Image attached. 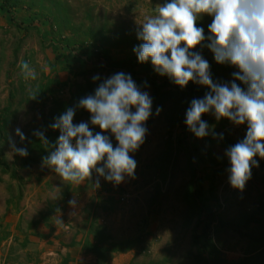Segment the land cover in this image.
<instances>
[{
    "label": "rangeland",
    "instance_id": "1",
    "mask_svg": "<svg viewBox=\"0 0 264 264\" xmlns=\"http://www.w3.org/2000/svg\"><path fill=\"white\" fill-rule=\"evenodd\" d=\"M67 1L71 19L76 25L87 23L86 12L89 11L95 22H124L137 29L138 23L143 22L146 16L155 14L158 4L166 2ZM25 5L22 3L15 10L17 22H12L10 14L0 9V109L11 104V110L15 112L11 116L8 143L3 147V152L7 162L14 165L18 177L22 179L19 187L18 178L0 172V225L2 231L10 233L0 243V264H61L67 254L73 257L70 264H96L93 255L82 252L77 246H68L73 238L80 237L77 232L85 228L83 211L91 202H101L95 206L94 212L115 240L138 238L141 241L129 251L111 254L106 264H148L151 261L160 263L169 260L189 264V258L197 254L191 242L195 218L188 216L189 206L185 197L191 169L185 150L174 142L183 124L171 111L172 100L164 104L158 116L153 112L145 124L148 132L144 143L137 151L130 153L137 161L135 179L125 177L118 185L101 179L99 187L95 186L97 179L93 176L90 181L86 180L79 185L64 182L37 155L26 168L21 167L23 156L14 151L13 145L17 149L24 148L26 139L42 129L51 105L50 101L35 105L29 99L33 85L47 72L46 62L50 57L47 43L51 34L47 22L35 14L37 8L29 10ZM36 19H40V22H35ZM211 21V16L201 19L205 33H208ZM195 51L200 52L207 61L210 59L211 51L207 47H198ZM130 55L129 49H112V64L103 71L89 72L86 77H74L67 71H60L58 76L67 85L56 94L57 97L63 101L69 100L73 85L82 83L84 78L99 75L102 81L117 72L130 74L127 65ZM24 61L35 69V80L25 79L21 68ZM235 71L237 69L229 64H218L210 68L213 79L221 83L230 82ZM131 76L151 96L152 86L147 71L138 69V76ZM160 77L157 74V78ZM207 115L202 119L207 121L216 134H222L224 139L233 143L244 139L246 124L236 126L227 119L217 121L214 115L206 118ZM82 121L89 122L92 127L90 113L78 109L73 122L78 124ZM17 128L24 133L25 140L21 141L16 134ZM93 131L99 132L100 129L97 126ZM170 136L173 142L168 151L167 139ZM216 137L219 135L214 137L210 133L199 139L187 131L191 144L194 141L197 144L193 157L197 181L202 184L205 213L215 212L222 222L229 224L254 212L255 217L263 223H251L250 229L261 227L264 230V159L256 157L259 167H253L251 179L244 191L240 192L229 183L228 169L231 165L225 152L230 146L211 142ZM111 139L115 146L114 136ZM167 155L169 160L163 178L161 173ZM123 192L130 195L126 204H120L117 198ZM211 195L218 200L219 205L213 202ZM9 198L12 203L7 208L6 200ZM72 200L75 204L70 205L69 201ZM261 206V212H257ZM41 215H44V220ZM247 234L243 232L239 235L236 230L229 228L212 231V239L220 249V258L224 263L243 257ZM24 240L27 244L23 248L20 244Z\"/></svg>",
    "mask_w": 264,
    "mask_h": 264
},
{
    "label": "clouds",
    "instance_id": "2",
    "mask_svg": "<svg viewBox=\"0 0 264 264\" xmlns=\"http://www.w3.org/2000/svg\"><path fill=\"white\" fill-rule=\"evenodd\" d=\"M205 15L212 17L207 36L198 26ZM138 26L137 39L142 43L133 52L139 63L150 61L155 73L181 89L189 82L208 89L203 98L191 100L185 113L187 129L195 137L203 139L211 133L223 139L202 119L205 114L236 126L247 125L244 139L225 152L231 165L229 183L243 192L253 167H259L256 157L264 159V0H166ZM198 47H207L217 64L238 69L232 73L233 79L215 81L209 62L195 51ZM21 68L25 79H36V71L28 62H22ZM92 79L101 80L99 75ZM78 109L90 113L92 127L89 122H73ZM152 109L150 94L121 71L103 79L94 94L81 98L55 118L51 128L60 133L55 145H49L43 131L33 135L52 149L43 163L62 181L83 184L95 172L118 185L125 177L135 179L137 161L130 153L144 143L148 132L145 124ZM161 111L157 107L155 114ZM97 126L100 131L94 132ZM16 134L21 141L26 139L19 128ZM13 148L21 156L28 155L24 148ZM95 186H100L99 179Z\"/></svg>",
    "mask_w": 264,
    "mask_h": 264
},
{
    "label": "trees",
    "instance_id": "3",
    "mask_svg": "<svg viewBox=\"0 0 264 264\" xmlns=\"http://www.w3.org/2000/svg\"><path fill=\"white\" fill-rule=\"evenodd\" d=\"M22 3L26 4L25 6L29 10L37 8L35 14L47 22L51 34V39L47 43L50 49V57L47 58L46 62L47 72L37 80L29 94V99L35 105L50 101L51 105L48 114L40 130L44 132L49 145H55L59 136L58 130L51 128L55 118L61 115L67 107H74L81 98L94 94L98 84L102 82L101 80L94 82L92 78H84L82 83L73 85L74 89L70 94L69 100L63 101L56 94L67 85V82L62 81L58 73L67 71L74 77H86L87 73L103 71L108 65L112 64L110 56L112 49L119 47L129 49L131 55L127 59L128 72L133 76H138V69H144L150 77L152 86L151 97L153 99L152 112H155L157 107L162 108L166 102L172 100L171 111L183 124L180 128V133L175 136L174 142L185 150L188 165L191 169V177L185 197L189 206L188 216L195 218V228L191 233V242L196 247L197 254L189 258V264H264V230L261 227L259 229H250L251 223L258 225L263 223L262 220L255 217L254 212L229 224L222 222L215 212L208 211L205 213L202 184L199 180L197 181L198 174L193 157V151L197 149V144L195 141L191 144L187 138L188 129L185 124V113L190 106L191 100L203 98L208 89L192 82H189L187 87L181 89L166 76L157 78V73L154 72L150 62L139 63L136 54L133 52V48L142 43V41L137 39V28L131 27L124 22H95L91 18L89 11L86 12L87 23L76 25L71 19V9L67 0H0V9L10 14L12 22H17L14 13ZM205 17L207 15L201 19ZM40 19L34 21L38 23ZM201 19L198 21L199 27H202ZM208 34L207 32L205 33L206 36ZM210 54L208 62L211 66L210 68H212L218 64L214 60L213 53L210 52ZM75 66H77V69ZM166 88H169V90H166ZM14 114L15 112L13 113L11 110V104L0 109V172L8 174L11 178H18L20 187L22 179L18 177L14 165L7 162L3 152V147L8 143V128L11 116ZM167 140L169 151L173 141L171 136ZM26 141L24 149L27 150L28 155L23 156L21 160L20 165L23 168H26L33 161L35 155L43 161V158L49 155V151L52 150L49 145L39 141L36 136L29 137ZM211 142L227 147L235 144L219 137L212 138ZM168 156L161 173L163 178L168 165ZM211 198H213V195H211ZM213 202L219 205L216 198H213ZM11 203L12 200L10 198L7 199L6 207L8 208ZM100 203L96 202L93 204L91 202L86 205L83 211L85 214V228L79 233L77 232L80 237L73 238L68 246H77L82 252L93 255L96 259V264H106L111 254L129 251L141 241L138 238L115 240L109 234L107 227L101 223L97 213L94 212L95 206L100 205ZM101 210H103L102 206ZM261 210L262 206L258 208L257 212H261ZM41 216L44 220V215ZM228 228L236 230L239 235H242L243 232L248 233V239L243 257L237 261L224 263L220 258V249L214 243L211 235L212 231H222ZM9 235V231H2V225H0V243L7 239ZM26 244L27 241L24 240L20 245L24 248ZM70 260L71 258L67 254L63 257L61 264H67ZM148 264H182V262L179 260L175 262L169 260L160 263L151 261Z\"/></svg>",
    "mask_w": 264,
    "mask_h": 264
},
{
    "label": "built area",
    "instance_id": "4",
    "mask_svg": "<svg viewBox=\"0 0 264 264\" xmlns=\"http://www.w3.org/2000/svg\"><path fill=\"white\" fill-rule=\"evenodd\" d=\"M92 176L95 179H99V180L104 179L103 177H99L95 172L93 173ZM117 198H118V201L120 202V204H126L129 201L130 195L126 192H123ZM257 206H259V205H257Z\"/></svg>",
    "mask_w": 264,
    "mask_h": 264
},
{
    "label": "crops",
    "instance_id": "5",
    "mask_svg": "<svg viewBox=\"0 0 264 264\" xmlns=\"http://www.w3.org/2000/svg\"><path fill=\"white\" fill-rule=\"evenodd\" d=\"M212 116H213L212 114H209V115H207L206 118H212ZM263 187H264V185H263ZM262 196H264V188H263V190H262ZM68 253H69V252H68ZM69 256H70V258H71V260H72V259H73L72 255L69 254ZM71 260H70V261H71ZM70 261H69L67 264H70V263H71Z\"/></svg>",
    "mask_w": 264,
    "mask_h": 264
}]
</instances>
